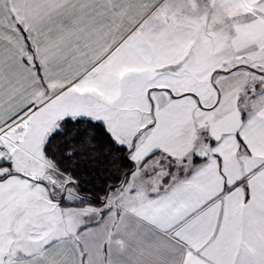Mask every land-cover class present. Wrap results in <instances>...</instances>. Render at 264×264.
Returning a JSON list of instances; mask_svg holds the SVG:
<instances>
[{"label":"snow or ice","instance_id":"snow-or-ice-1","mask_svg":"<svg viewBox=\"0 0 264 264\" xmlns=\"http://www.w3.org/2000/svg\"><path fill=\"white\" fill-rule=\"evenodd\" d=\"M0 264H264V0H0Z\"/></svg>","mask_w":264,"mask_h":264}]
</instances>
